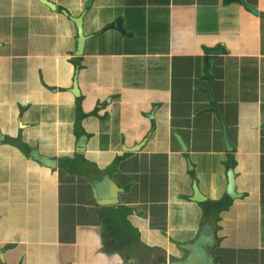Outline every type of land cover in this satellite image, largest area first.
I'll list each match as a JSON object with an SVG mask.
<instances>
[{
  "label": "crops",
  "instance_id": "crops-1",
  "mask_svg": "<svg viewBox=\"0 0 264 264\" xmlns=\"http://www.w3.org/2000/svg\"><path fill=\"white\" fill-rule=\"evenodd\" d=\"M48 1L0 0V264H264V0Z\"/></svg>",
  "mask_w": 264,
  "mask_h": 264
},
{
  "label": "water",
  "instance_id": "water-1",
  "mask_svg": "<svg viewBox=\"0 0 264 264\" xmlns=\"http://www.w3.org/2000/svg\"><path fill=\"white\" fill-rule=\"evenodd\" d=\"M39 1H41L42 3H44L46 5H49L52 7L54 6L48 0H39ZM92 2H93V0H88L86 2V6L90 5ZM247 8L250 9L255 14L258 13L257 9L252 7V6L247 5ZM72 19L76 23V26L78 29V47H77L76 54H82L84 51L85 41L88 39L87 36L84 34V31H83V19H82V16L72 17ZM115 26L117 29H121L120 25L117 22L115 23ZM222 51H224V50H223V48H220V47L208 50V53H210V55H211L209 58L208 74H210V75L212 74V69H213V65H214V61H215V55L219 54ZM209 94H210V92H209ZM210 98H211V96H210ZM225 142H226V148L228 150L231 149V146H230L226 137H225ZM183 148L186 149V147L184 145H183ZM227 178H228V184L226 187L227 195L233 199L241 197L242 193L237 191L236 173L234 171L232 164H230V167L227 171ZM111 189L113 191V194H116V188L112 186ZM191 199L193 201H197V202H201V201H204L207 199V196L200 190V187L198 185L196 178L193 179V195L191 196Z\"/></svg>",
  "mask_w": 264,
  "mask_h": 264
},
{
  "label": "rangeland",
  "instance_id": "rangeland-1",
  "mask_svg": "<svg viewBox=\"0 0 264 264\" xmlns=\"http://www.w3.org/2000/svg\"><path fill=\"white\" fill-rule=\"evenodd\" d=\"M224 142H225V137H224ZM225 145H226V142H225ZM219 193L222 194V192H219ZM219 193H217V196L220 195ZM249 210H251V208ZM173 238H174V236H173ZM225 240L230 241V242H237L238 241V234L233 233V235L226 237ZM34 253H35V255L38 253L39 256H41V261L44 260V257H47L46 255H50L51 256L50 257L51 258V261H50L51 264H59L60 260H58V256H57L58 254L62 255V256H68V253L66 251L53 252V251H50V250L45 251V249H42V248L35 249ZM64 264H72V263L68 262V263H64Z\"/></svg>",
  "mask_w": 264,
  "mask_h": 264
},
{
  "label": "trees",
  "instance_id": "trees-1",
  "mask_svg": "<svg viewBox=\"0 0 264 264\" xmlns=\"http://www.w3.org/2000/svg\"><path fill=\"white\" fill-rule=\"evenodd\" d=\"M204 205H205V208L207 209L208 212L209 211L210 212L211 211H214V212H216L218 214L224 208V206H222L224 204H222V201L221 200H219V201H207V202L204 203Z\"/></svg>",
  "mask_w": 264,
  "mask_h": 264
}]
</instances>
